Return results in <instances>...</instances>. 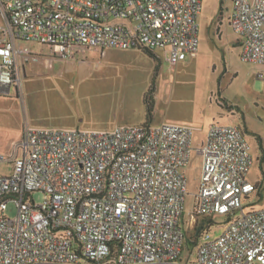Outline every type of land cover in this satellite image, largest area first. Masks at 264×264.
<instances>
[{
	"label": "built area",
	"instance_id": "2783aa9c",
	"mask_svg": "<svg viewBox=\"0 0 264 264\" xmlns=\"http://www.w3.org/2000/svg\"><path fill=\"white\" fill-rule=\"evenodd\" d=\"M202 8L203 0H0V93H19L21 61L51 65L91 48L161 49L175 65L198 52ZM229 22L242 58L264 65V0H233ZM30 42L50 54L21 45ZM194 131L27 126L0 152V165L12 166L0 172V264H181ZM198 151L193 224L215 215L227 222L220 235L203 234L193 264H264V206L245 201L259 187L247 178L254 158L243 128L212 124ZM10 202L14 217L5 214Z\"/></svg>",
	"mask_w": 264,
	"mask_h": 264
},
{
	"label": "rangeland",
	"instance_id": "374dc122",
	"mask_svg": "<svg viewBox=\"0 0 264 264\" xmlns=\"http://www.w3.org/2000/svg\"><path fill=\"white\" fill-rule=\"evenodd\" d=\"M232 11L233 0H203L198 52L175 65L166 60L163 50L155 49L154 58L140 47H109L104 53L91 48L51 65L28 64L22 70L19 93H0V152L7 153L27 126L104 130L146 122L190 125L195 131L190 161L184 167L188 194L182 221L187 240L204 218L197 217L193 224L204 162L198 147L212 124L239 125L254 158L247 178L259 187L245 199L247 208L263 207L264 77L258 74L264 65L242 58L240 36L229 22ZM28 46L50 54L48 46ZM152 86L155 106L149 113L146 95ZM11 169L8 162L0 165L1 173ZM45 195L36 191L32 198L41 203ZM17 211L10 202L5 214L14 217ZM212 218L214 224L207 232L213 238L223 232L227 221L221 215ZM196 257L197 246L186 241L181 264H193Z\"/></svg>",
	"mask_w": 264,
	"mask_h": 264
},
{
	"label": "trees",
	"instance_id": "16d2710c",
	"mask_svg": "<svg viewBox=\"0 0 264 264\" xmlns=\"http://www.w3.org/2000/svg\"><path fill=\"white\" fill-rule=\"evenodd\" d=\"M142 49L147 52L152 57H155L154 51L149 47H142ZM146 101L148 103V110L151 113L154 109L155 102H154V88L153 86L149 89L146 95ZM214 224V219L212 217H204L200 223L195 227V232L192 239H187L188 244H192L193 246H197L201 240L203 234L208 231L211 226Z\"/></svg>",
	"mask_w": 264,
	"mask_h": 264
},
{
	"label": "crops",
	"instance_id": "0c3cea01",
	"mask_svg": "<svg viewBox=\"0 0 264 264\" xmlns=\"http://www.w3.org/2000/svg\"><path fill=\"white\" fill-rule=\"evenodd\" d=\"M31 44H39V43H32V42H30ZM29 43H21V45H28ZM39 45H41V44H39ZM32 48V47H31ZM34 51H36L34 48H32ZM39 52H43V51H39ZM39 63H41L42 65H43V62H39ZM28 64H30V63H24L23 61H21V69L22 70H25L24 69V67L25 66H27ZM27 70H29V68L27 67ZM23 73H25V71H23ZM14 92V91H13ZM23 136V135H22ZM16 141H18V140H16ZM15 142V140H13V142L12 143H14ZM12 146H13V144H12ZM12 146L10 147V149L8 150V152L7 153H9L11 150H12ZM7 153H4V154H7Z\"/></svg>",
	"mask_w": 264,
	"mask_h": 264
}]
</instances>
